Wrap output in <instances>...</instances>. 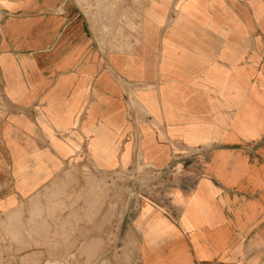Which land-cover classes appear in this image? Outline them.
Returning <instances> with one entry per match:
<instances>
[{"label": "crops", "instance_id": "1", "mask_svg": "<svg viewBox=\"0 0 264 264\" xmlns=\"http://www.w3.org/2000/svg\"><path fill=\"white\" fill-rule=\"evenodd\" d=\"M138 156L183 181L91 263L264 264V0H0V211ZM89 190L58 246L106 248Z\"/></svg>", "mask_w": 264, "mask_h": 264}, {"label": "rangeland", "instance_id": "2", "mask_svg": "<svg viewBox=\"0 0 264 264\" xmlns=\"http://www.w3.org/2000/svg\"><path fill=\"white\" fill-rule=\"evenodd\" d=\"M113 34L118 37V31ZM115 36L107 44L109 49L118 46ZM64 172L74 177L71 183L52 184L13 210L0 211V264H93L95 253L96 257L106 255L124 263L132 251L122 246L130 238L127 214L133 209L134 198L157 193L183 181L173 169L153 173L140 156L125 168L104 171L89 162L64 170L62 176H65ZM194 176L195 172L187 177ZM88 190L96 194L95 218L90 224L97 233L105 236L106 248L58 246L62 241L69 245L73 237H77L80 226H75L72 217L61 215L81 203L80 194ZM64 219H67L66 224H62ZM64 227L67 231L63 234Z\"/></svg>", "mask_w": 264, "mask_h": 264}, {"label": "built area", "instance_id": "3", "mask_svg": "<svg viewBox=\"0 0 264 264\" xmlns=\"http://www.w3.org/2000/svg\"><path fill=\"white\" fill-rule=\"evenodd\" d=\"M149 168H151V167H149ZM152 170H153V173L155 172V173H157V172H159V170H156V169H154V168H151ZM153 175V174H152Z\"/></svg>", "mask_w": 264, "mask_h": 264}, {"label": "bare ground", "instance_id": "4", "mask_svg": "<svg viewBox=\"0 0 264 264\" xmlns=\"http://www.w3.org/2000/svg\"><path fill=\"white\" fill-rule=\"evenodd\" d=\"M85 241V240H84Z\"/></svg>", "mask_w": 264, "mask_h": 264}]
</instances>
